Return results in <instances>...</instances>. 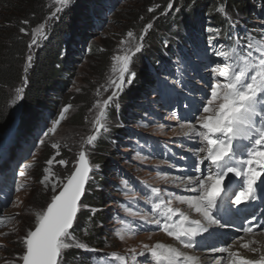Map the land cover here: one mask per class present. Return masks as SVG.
Listing matches in <instances>:
<instances>
[{
  "label": "rangeland",
  "instance_id": "rangeland-1",
  "mask_svg": "<svg viewBox=\"0 0 264 264\" xmlns=\"http://www.w3.org/2000/svg\"><path fill=\"white\" fill-rule=\"evenodd\" d=\"M77 1L70 0V4L56 18H50L55 9L61 6L56 0H45L35 23L22 24L28 33L27 44L31 42L33 34L38 41L31 51L32 56L52 24ZM252 1L264 11V0ZM183 2L172 0L173 8L164 15L162 13L169 0H97V18L91 15L90 32L83 36L78 50L71 53L72 69L70 76L64 78L67 80L66 87H62L59 93H50L39 117L24 110L23 94L22 99L16 101L15 88H25L24 83L12 90L7 110L10 111L13 125L7 131L0 132V164L7 163L5 168H0V219L3 220L0 224V264H21L18 259L24 251L21 238L33 229L36 213L50 201L52 193L40 184V179L44 161L53 153L51 142L61 144V156L58 158L68 160L69 167L82 148L86 149L91 165H99L98 170L91 173L86 187V199L82 200L85 208L73 230L75 239L70 242V248L64 251V254L70 251L72 255V249H81L76 245L82 244L91 250L85 251L86 254H92L89 258H76L75 264H112L111 257L124 264H144L151 258L138 255L143 251V245L168 242L170 236L149 223L156 217L144 201L151 203L148 192L156 188L160 197H156L154 203L160 199L165 202L171 199V207L187 208L186 204L176 199V195L190 194L177 178L193 174L192 164L197 156L195 149L198 142L194 134L189 135V121L204 101L205 94L210 95L207 86L209 82H215L210 73L223 63L218 62L213 53L217 50L228 51L232 58L228 63L235 68L243 65L245 60L251 63L253 59L242 55L245 43H251L253 51L264 47V17L252 18V11L245 14L231 10V7L221 8L222 13L242 27L243 32L240 33L237 28L232 31L231 36L238 37L233 47L225 46L220 33L210 46L208 29L218 30L210 22L212 18L200 23L196 21L191 29L188 28L189 24H185L183 29L177 21L188 11L184 10ZM18 5V0H0V25L4 18L13 14L9 7ZM149 7H154V11L149 13ZM7 9L11 11L7 12ZM149 22L153 23V28L145 36L142 51L133 56L130 64L135 78L131 84H125L115 103L106 109L102 123L107 131L97 133V141L88 146L86 140L93 134L92 122L99 114L94 105L98 99H106L110 95V90L105 89L109 78L114 75L112 69L115 61L112 57L123 55L130 46L134 48L140 43L143 27ZM41 23L45 25L44 35L36 31ZM248 24H252L253 28ZM128 31L133 32V37H127ZM183 32L190 33L187 41ZM122 40L125 41L123 45ZM170 42L171 49L176 52L166 54L169 63L164 68L160 64L164 62L153 63L148 57L141 59L142 53L154 51L157 46L158 50L167 51L166 46ZM94 46L99 49L98 52H93ZM25 67H28L26 57ZM144 73L154 76L155 81L149 86V92L139 93L135 87ZM66 105H71L66 119L57 126L56 133L49 140L43 133ZM141 107L144 110H140ZM23 122L27 127L24 138L11 148L16 131L23 127ZM103 138L105 142H102ZM40 139L45 140L44 145H40ZM157 144H163L162 152L156 148ZM238 154L242 155L241 151ZM198 155L203 157L206 154ZM28 165L31 167H26ZM21 171L25 172V176L20 175ZM53 171L61 177L66 174V169L59 165ZM49 175L52 182H57L51 173ZM21 184L25 185L22 189L19 188ZM157 216L162 217L159 212ZM143 217H147V220ZM215 232L206 236L208 246L193 250L202 253L221 244L223 239ZM90 235L95 236L94 242H90L92 245L87 242L92 239ZM221 257V253H216L214 261L223 262L224 258ZM208 259L205 257V262L212 264L213 260ZM151 264H154L153 261Z\"/></svg>",
  "mask_w": 264,
  "mask_h": 264
},
{
  "label": "snow or ice",
  "instance_id": "snow-or-ice-1",
  "mask_svg": "<svg viewBox=\"0 0 264 264\" xmlns=\"http://www.w3.org/2000/svg\"><path fill=\"white\" fill-rule=\"evenodd\" d=\"M56 3L61 7H57L50 18H56L70 4V0H56ZM172 8V0H169L162 14L167 15L168 10ZM176 10L179 11L178 8ZM147 11L153 12L154 7H149ZM140 19L144 18L141 16ZM22 23L27 24L28 21L25 20ZM44 28L45 25L41 23L36 31L44 35ZM152 28V22L144 25L139 37L140 43L134 48L130 46L123 55L118 54L112 57L115 61L112 69L114 75L109 78L105 89V91L110 90V95L106 99H98L94 105L99 114L92 122L93 134L87 137L88 146L94 145L97 141V133L102 130L107 131L105 124L102 123L106 109L115 103L125 84H131L135 78V73L130 70L132 58L142 51L145 36ZM208 31L210 33L208 44L211 46L219 37V31L213 28H209ZM19 32L28 34L24 27H21ZM133 35L132 31L127 32V37L131 38ZM44 38H47L46 35ZM37 43V38L33 34L31 42L27 45L28 67L33 61L31 51ZM124 43L125 41L122 40L121 44ZM221 47L224 46L221 45ZM213 55L218 62L223 63L218 64L210 73L215 80L214 83L209 82L207 86L210 95L205 94L204 101L200 103L192 120L189 121L191 125L189 135L194 134L198 142L195 149L197 156L192 164L193 174L177 178L184 185V190L190 193L176 195L180 203L187 205L188 211L171 207V199L167 202L160 199L152 205L151 211L156 213L159 210L164 219L149 221L167 233L184 249L195 248L196 238L209 233L210 227L223 228L225 225L221 223L218 212L238 210L245 201L250 202L255 199L254 193L258 182L264 183L262 179L264 177V47H258L253 51L252 44L245 43L242 55L253 59L251 63L245 60L243 65H237L235 68L228 63L232 59L228 51L217 50ZM28 67L23 69L25 85L28 82L26 75ZM23 92L24 87L15 88L16 101L22 99ZM70 107L71 105H66L59 111L58 118L54 119L51 126L47 127L43 133L44 137L51 139L57 131V126L66 119ZM237 142H247L240 145L243 149L242 155L237 153ZM39 143L44 145L45 140L40 139ZM50 148L53 153L44 161L40 184L51 191L52 195L50 202L36 213L34 228L28 230L21 238L24 251L18 259L22 264H65L64 251L70 248V242L75 239L74 225L78 224V213L85 208L82 198L86 193V185L89 184L90 174L99 168V165L90 164L89 156L83 148L71 162V167L68 160L58 158L61 156L62 148L59 142H51ZM199 153L206 155L200 157ZM56 165L65 168L66 174L62 177L57 176L53 171ZM50 173L57 182L50 180ZM20 175L25 176V172L21 171ZM237 184L240 186L239 190L229 195L232 186ZM23 187H25L24 184L19 185V188ZM152 192L159 196L158 189L153 188ZM193 211L201 219H191L190 213ZM143 219L147 220V217ZM2 223L3 220L0 219V224ZM245 223L247 226H242L241 231L246 235L255 234V221L246 220ZM260 228H264V225H259L257 230ZM240 239L243 240L244 237L241 236ZM251 243L255 242L242 243L240 248L246 249L249 253L259 254L258 258H250L237 251H231L230 246L213 247L210 251L227 253L228 264H264V253L260 248L251 247ZM76 246L87 250L82 244ZM138 255L150 256V261H145L144 264H151V261L155 264H189L194 259L178 248L161 243L152 246L143 245V251Z\"/></svg>",
  "mask_w": 264,
  "mask_h": 264
},
{
  "label": "trees",
  "instance_id": "trees-1",
  "mask_svg": "<svg viewBox=\"0 0 264 264\" xmlns=\"http://www.w3.org/2000/svg\"><path fill=\"white\" fill-rule=\"evenodd\" d=\"M18 1L20 5L14 8L10 6L9 8L12 11L10 9L6 10L7 12H13V14H9L8 17L4 18L0 25V132L5 131L11 122L10 111L8 112L11 92L15 87L24 83L23 65L28 54V44L27 36L20 33L19 29L24 27L22 22L25 20L29 23L36 21L45 5V0ZM96 1L78 0L75 6L65 10L48 30L47 38H44L36 48L32 65L27 72L28 82L26 85L24 84L22 103L24 110L26 109L29 113L39 117L40 113L44 111L50 93H59L62 87H66L65 83H67V80L64 78L70 76L72 69L70 64L72 63L73 54L71 53H74V50H78L77 46L81 39L83 36L86 37V33L90 32L92 28L91 15L94 16V19L97 18L95 16L98 10ZM183 1L184 10L188 11L184 12L181 18H177L179 25L183 29L185 24H189L188 28L191 29L192 24L196 21L200 23L206 18H212L210 22L214 23V26L218 28L219 33L224 38L228 36L232 27L231 19L222 13L221 8L231 7V10H238L245 14L252 11V18L264 17L263 9L256 3L253 4L252 0ZM248 25L253 28L252 24ZM183 33L184 40L187 41L190 33ZM157 48L159 46L154 51L142 53L141 59L144 60L145 57H148L153 63L164 62L160 63L162 68H164L169 63V61H166L167 56L176 51L171 49V42L166 46L167 51L165 52ZM92 50L94 53L99 51L95 46ZM167 53L168 55H166ZM154 81V76L144 73V76H140L138 79L137 87L135 88L138 89L139 93L149 92V86L154 84ZM140 110H144V107H141ZM137 112L140 114V111ZM123 117H125V114H123ZM25 125L23 122V127L16 131L11 148L24 138L27 128ZM104 138L101 139L102 142H105L106 139ZM6 165L0 164V168L3 169ZM80 214L78 213V223ZM77 225H74V228ZM91 237L92 239L87 241L90 245L95 239L94 235ZM71 253L72 255L69 251V254H64L65 264H75L76 258H89L92 254L90 252L91 254L88 253L87 255V252L78 248L72 249Z\"/></svg>",
  "mask_w": 264,
  "mask_h": 264
},
{
  "label": "bare ground",
  "instance_id": "bare-ground-1",
  "mask_svg": "<svg viewBox=\"0 0 264 264\" xmlns=\"http://www.w3.org/2000/svg\"><path fill=\"white\" fill-rule=\"evenodd\" d=\"M181 210H184V211L187 212L188 211V207L185 208V209L181 208ZM190 218L191 219H201V217L198 214H196L194 211L190 213ZM202 223H203V220H202ZM216 230H222V232L226 233L227 236L224 237L222 243L218 244V246L215 247V248H221V247H225V246H230V250L231 251H237L239 254L248 256L250 258H258L259 254H257V253H249V252H247L246 249L240 248V244L249 243L250 241H254L255 243H251L250 246L251 247L260 248L261 252L264 253V231H260L259 233H257L258 235L256 234V232H255V234L250 233V234H247V235L246 234H239L238 235L236 233V232H238V230L234 229L232 227V225L227 224L223 228L212 226V227L209 228V233H212V231H216ZM209 233H204L203 237H200V238L202 240L204 238L206 239V236ZM220 236L222 238L223 235H220ZM241 236L244 237L243 240L240 239ZM197 238H199V237H197ZM161 244H164L166 246L170 245L172 247L180 249L181 251L186 252L188 256L194 258L192 262H189V264H209V263L205 262V257H206V259L209 258L208 260H210V261L213 260L212 264H225L226 261H228L227 253H221L219 251L212 252V251H210L211 248L210 249H206L202 253L195 252L193 249H184L182 247V245H180L172 237H170V239H168V242L161 243ZM216 253H221V256H223L221 258H224L223 262L220 263L219 261H214L216 259V258H214Z\"/></svg>",
  "mask_w": 264,
  "mask_h": 264
},
{
  "label": "water",
  "instance_id": "water-1",
  "mask_svg": "<svg viewBox=\"0 0 264 264\" xmlns=\"http://www.w3.org/2000/svg\"><path fill=\"white\" fill-rule=\"evenodd\" d=\"M11 125H13V122H12V121L10 122L8 128H7L5 131H7V130L10 128ZM83 150L86 151V149H84V148H83ZM86 154H87V151H86ZM89 160H90V159H89ZM90 164H91V162H90ZM90 175H91V174H90ZM86 186H87V185H86ZM82 199H83V198H82ZM33 228H34V227H33ZM21 264H22V262H21Z\"/></svg>",
  "mask_w": 264,
  "mask_h": 264
}]
</instances>
